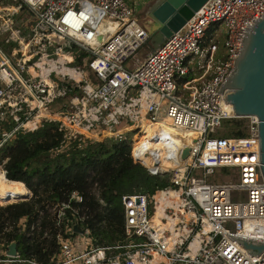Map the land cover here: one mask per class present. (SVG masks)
<instances>
[{
  "label": "built area",
  "instance_id": "2783aa9c",
  "mask_svg": "<svg viewBox=\"0 0 264 264\" xmlns=\"http://www.w3.org/2000/svg\"><path fill=\"white\" fill-rule=\"evenodd\" d=\"M10 1L15 4L0 0V147L16 132L35 130L44 121L56 123L60 145L77 137L103 139L133 130V159L152 174L168 172V183L151 193L121 196L123 242L89 241L75 254L58 234L61 257L52 263L18 252H6L0 261L264 264V251L254 259L225 235L264 240L258 118L234 115L231 104L217 92L233 68L247 23L264 15V0H206L141 60L135 55L150 32L127 0ZM9 12L20 15L12 19ZM212 23L226 32L222 57L216 54L214 40L203 41ZM131 58L137 62L126 65ZM189 58L200 74L184 78ZM84 64L96 86L86 79ZM227 118L246 119L245 133L226 135L222 129V134L208 135ZM98 124L107 127L93 130ZM150 128L152 136L135 143L134 135ZM185 147L189 151L183 156ZM219 166L236 167V178L208 180ZM0 172L6 176L2 164ZM233 191L244 198L233 199ZM71 196L82 198L77 190ZM18 199L0 197V203ZM52 207L58 222L64 206Z\"/></svg>",
  "mask_w": 264,
  "mask_h": 264
},
{
  "label": "trees",
  "instance_id": "16d2710c",
  "mask_svg": "<svg viewBox=\"0 0 264 264\" xmlns=\"http://www.w3.org/2000/svg\"><path fill=\"white\" fill-rule=\"evenodd\" d=\"M243 119H224V134L245 133ZM133 133L103 139L83 136L60 145L62 134L56 123L44 121L37 129L18 131L5 141L0 164L6 177L22 181L30 195L0 204L4 249L14 241L19 255L52 263L61 257L58 234L64 237V229L75 218L87 229L93 245L125 241L121 196L151 193L168 183V172L152 174L133 159ZM73 190L81 194V200L71 196ZM54 204L64 206L58 222Z\"/></svg>",
  "mask_w": 264,
  "mask_h": 264
},
{
  "label": "water",
  "instance_id": "95a60500",
  "mask_svg": "<svg viewBox=\"0 0 264 264\" xmlns=\"http://www.w3.org/2000/svg\"><path fill=\"white\" fill-rule=\"evenodd\" d=\"M206 0H152L145 6V16L148 18L150 32L149 41L155 48L172 31L178 30L194 11ZM256 22H248L247 28L241 33L239 52L234 58L233 68L224 83L218 89L223 94L225 102L232 106L236 116L256 115L258 118L259 161L264 179V15L254 16ZM188 147L183 150L187 155ZM146 164L150 160L140 157ZM23 183V182H22ZM24 184V183H23ZM30 191L20 195L27 198ZM71 230L85 233V227L75 218L71 222ZM248 251L254 259H258L264 251V240H255L230 234ZM7 254L17 252L16 243L11 241L6 250Z\"/></svg>",
  "mask_w": 264,
  "mask_h": 264
},
{
  "label": "rangeland",
  "instance_id": "374dc122",
  "mask_svg": "<svg viewBox=\"0 0 264 264\" xmlns=\"http://www.w3.org/2000/svg\"><path fill=\"white\" fill-rule=\"evenodd\" d=\"M144 1L145 0H127V3L132 8L133 14H135L136 16H139L140 21H142V22L144 21V23L146 24V26L148 28V26H149L148 18L145 15L140 16L142 14V9H143L142 6H143ZM3 2L5 3V5H8V6L15 4L14 2H12L10 0H3ZM23 12H25V11H22L20 13H23ZM20 13L9 12V16L12 19H14V18L18 17L20 15ZM25 16H28V15L25 14ZM29 19H32V16H29ZM212 36L213 37L211 39L214 40L218 44L217 55L222 56L226 51V47L224 46V40L226 37V32H225L224 27L222 25H218L216 27V29L214 30ZM150 48H151V42L147 41L146 44H144L140 49H138L135 57L138 60H141L146 55V53L150 50ZM131 60H133V61L129 62L127 60L125 62V64L126 65L131 64L133 66L134 63L137 62L136 59H134V58L133 59L131 58ZM76 62H78V61H76ZM82 68L84 69V74L86 76V79L92 85L96 86L98 83L94 78H92L90 76V72L88 70V67L84 64V65H82ZM55 78L59 81L62 80L61 77L58 75H55ZM69 81H71V80H69ZM243 120L244 121H243L242 126H244V124L246 122V119H243ZM224 122H225V120H224ZM242 126H241V128H242ZM102 127H107V125L103 126L101 124H98L96 127L92 128V129L95 131H101ZM222 129H224V130L227 129V127L224 125L223 122H222V125L220 127H216L214 131L208 132V135L222 134L221 133ZM126 133H128V134L133 133V130L127 131ZM152 143L155 145L157 144L156 142H152ZM236 173H237V168L234 166H219V167L215 168L213 173L207 175L206 177L208 180H211V181H231V180L233 181V179L236 178ZM231 195H232L233 199H243L244 198V195H242L241 193L236 192V191H233ZM64 231L67 234L64 237H62V235H60V239H64L67 242H69L71 245L72 251L75 254L80 253L83 250L84 243L89 242V238L87 237L86 233L74 232L71 230L70 226L66 227L64 229ZM5 253H6V250L4 249L3 244L0 241V256L5 257V255H6ZM77 262H78V260L72 262V264H75ZM0 264H10V262L0 261Z\"/></svg>",
  "mask_w": 264,
  "mask_h": 264
},
{
  "label": "bare ground",
  "instance_id": "6f19581e",
  "mask_svg": "<svg viewBox=\"0 0 264 264\" xmlns=\"http://www.w3.org/2000/svg\"><path fill=\"white\" fill-rule=\"evenodd\" d=\"M150 123L146 121L144 123L145 126L149 125ZM150 129L147 130L146 134L140 135V134H135L134 135V141L135 143L138 140L141 139H146L147 137L152 136V132ZM27 193V189L23 185L22 181L19 180H12L7 178L5 175H3L2 172H0V197H8L11 196L12 198L16 199L20 197V195H23Z\"/></svg>",
  "mask_w": 264,
  "mask_h": 264
},
{
  "label": "crops",
  "instance_id": "0c3cea01",
  "mask_svg": "<svg viewBox=\"0 0 264 264\" xmlns=\"http://www.w3.org/2000/svg\"><path fill=\"white\" fill-rule=\"evenodd\" d=\"M152 0H145L144 3H143V9H142V14L140 16H143L145 15V6ZM139 17V16H138ZM142 22V21H141ZM143 24L144 21L142 22ZM146 25V24H145ZM218 25H221V24H218V23H212L208 28L207 30L205 31V34H204V37H203V41L204 42H207L210 38H212V34L214 32V30L216 29V27ZM152 48V46H151ZM150 48V49H151ZM218 51V49H217ZM217 54V53H216ZM222 57V56H221ZM187 65H188V72L183 76L184 78H191V77H194V76H198L200 74V70L197 68L196 66V63H195V60L193 58H189V60L187 61Z\"/></svg>",
  "mask_w": 264,
  "mask_h": 264
}]
</instances>
